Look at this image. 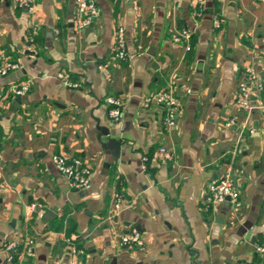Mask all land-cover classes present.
Segmentation results:
<instances>
[{
	"label": "crops",
	"instance_id": "1",
	"mask_svg": "<svg viewBox=\"0 0 264 264\" xmlns=\"http://www.w3.org/2000/svg\"><path fill=\"white\" fill-rule=\"evenodd\" d=\"M94 3L77 28L73 0H37L32 13L0 0V66H17L0 77V264H260L264 109L235 99L244 67L264 86V0ZM118 28L122 61L111 56ZM182 28L188 48L172 39ZM160 92L177 104L168 135L162 107L143 101ZM107 97L120 100L116 122ZM98 128L119 141L118 159ZM57 155L89 168L85 188L68 187ZM228 171L239 206L210 205ZM131 230L140 247L119 244Z\"/></svg>",
	"mask_w": 264,
	"mask_h": 264
},
{
	"label": "built area",
	"instance_id": "2",
	"mask_svg": "<svg viewBox=\"0 0 264 264\" xmlns=\"http://www.w3.org/2000/svg\"><path fill=\"white\" fill-rule=\"evenodd\" d=\"M14 5L24 10L27 13H32L37 0H12ZM201 1V0H198ZM74 2V22L77 28H81L92 22L96 15L97 9L94 0H73ZM189 32L187 29H180L172 39L176 42H182L185 48L189 47ZM112 58L122 61L126 57L123 32L121 28L116 31L115 47L111 54ZM16 65L4 64L0 66V77L5 76L11 70L16 69ZM62 85L65 87L76 88L77 85L70 83L62 76L58 77ZM27 86L14 87L12 92L15 95H22L26 91ZM263 95V100L258 106L252 105L254 98ZM144 105L157 104L162 107V131L168 135L174 128L175 117L177 113V104L170 92H160L155 95L145 98ZM106 105L108 106L107 117L110 121L116 122L121 115L120 100L114 97H107ZM235 104L246 112L250 113L252 110L264 109V86L257 76V73L252 67H244L241 73V80L238 83L237 95ZM157 155L163 160L169 161L172 158L170 152L166 151L163 147L157 149ZM52 163L55 169L63 175L67 180V185L70 189L81 190L88 184L90 170L88 167L83 166L79 160H67L65 157L57 155L52 157ZM237 208L239 206L238 192L235 189L230 172H226L221 178L212 182L208 187V203L210 205L222 203L225 200ZM112 211L117 212L122 203V194L119 191L112 193ZM38 208L39 205L32 204L31 209ZM118 242L122 247L132 249L140 247L142 241L135 230L124 233L119 236ZM255 253L259 255L260 264H264V243L257 244L254 247ZM59 264V263H57Z\"/></svg>",
	"mask_w": 264,
	"mask_h": 264
},
{
	"label": "water",
	"instance_id": "3",
	"mask_svg": "<svg viewBox=\"0 0 264 264\" xmlns=\"http://www.w3.org/2000/svg\"><path fill=\"white\" fill-rule=\"evenodd\" d=\"M101 136H106V139H104L103 141H100V146L102 149L109 151L110 156L114 159H118L119 156V150H120V143L119 141L109 138L108 137V132L105 129L102 128H98V140L99 137ZM191 264H196L194 262V259L192 260Z\"/></svg>",
	"mask_w": 264,
	"mask_h": 264
}]
</instances>
